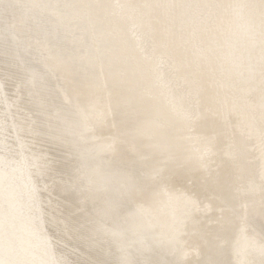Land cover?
Masks as SVG:
<instances>
[{
    "label": "bare ground",
    "instance_id": "1",
    "mask_svg": "<svg viewBox=\"0 0 264 264\" xmlns=\"http://www.w3.org/2000/svg\"><path fill=\"white\" fill-rule=\"evenodd\" d=\"M0 264H264V0H0Z\"/></svg>",
    "mask_w": 264,
    "mask_h": 264
}]
</instances>
